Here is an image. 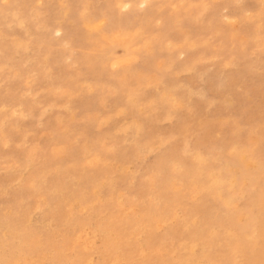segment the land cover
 Returning a JSON list of instances; mask_svg holds the SVG:
<instances>
[{
    "label": "rangeland",
    "instance_id": "obj_1",
    "mask_svg": "<svg viewBox=\"0 0 264 264\" xmlns=\"http://www.w3.org/2000/svg\"><path fill=\"white\" fill-rule=\"evenodd\" d=\"M151 2L0 0V264L264 261V0ZM194 231L231 243L200 257Z\"/></svg>",
    "mask_w": 264,
    "mask_h": 264
},
{
    "label": "bare ground",
    "instance_id": "obj_2",
    "mask_svg": "<svg viewBox=\"0 0 264 264\" xmlns=\"http://www.w3.org/2000/svg\"><path fill=\"white\" fill-rule=\"evenodd\" d=\"M95 1H96V0H95ZM149 1H150V0H149ZM153 1H154V0H152L151 4L153 3ZM194 1H195V0H194ZM201 1H202V0H201ZM236 1H237V0H236ZM80 2H81V1H80ZM83 2H84V0H83ZM251 2H252V1H251ZM251 2H249V3H251ZM129 3H130V2H129ZM191 3H192V2H191ZM197 3H198V2H197ZM199 3H200V2H199ZM201 3H202V2H201ZM201 3H200V4H201ZM245 3H246V2H245ZM81 4H82V3H81ZM101 4H102V3H101ZM160 4H161V3H160ZM189 4H190V3H189ZM226 4H227V3H226ZM247 4H248V3H247ZM113 5H114V4H113ZM157 5H158V4H157ZM193 5H194V3H193ZM195 5H197V4H195ZM198 5H199V4H198ZM198 5H197V6H198ZM239 5H240V4H239ZM239 5H238V6H239ZM249 5H251V4H249ZM146 6H147V5H146ZM238 6H237V7H238ZM244 6H245V5H244ZM116 7H117V6H116ZM178 7H179V6H178ZM194 7H195V6H194ZM204 7L206 8V6H204ZM204 7H203V8L200 7V9L203 10V9H205ZM239 7H241V6H239ZM239 7H238V8H239ZM242 7H243V6H242ZM81 8H82V7H81ZM91 8H92V7H91ZM91 8H90V9H91ZM98 8H99V10H100V7H98ZM160 8H161V7H160ZM165 8H167V6H166ZM96 9H97V8H96ZM169 9H170V8H169ZM67 10H68V9H67ZM97 10H98V9H97ZM148 10H149V8H148ZM148 10H147V11H148ZM161 10H162V9H161ZM196 10H197V12H198V11H199V8L196 9ZM76 11H77V10H76ZM137 11H138V10H137ZM166 11H167V10H166ZM166 11H163V10H162V12H166ZM81 12H82V11H81ZM199 12H200V11H199ZM199 12H198V13H199ZM52 13H53V11H52ZM122 13H123V12H122ZM150 13H151V12H150ZM82 14H83V13H82ZM91 14H92V13H91ZM99 14H100V13H99ZM157 14H158V13H157ZM199 14H200V13H199ZM199 14H195L196 16H192V15H193V14H192L191 16H192V18H193V17H198ZM80 15H81V14H80ZM80 15H79V16H80ZM93 15H94V14H93ZM107 15H108V13H107ZM112 15H113V14H112ZM171 15H172V13H171ZM184 15H185V14H184ZM197 15H198V16H197ZM91 16H92V15H91ZM131 16H132V15H131ZM155 16H156V14H155ZM200 16H201V15H200ZM89 17H90V16H89ZM81 18H82V17H81ZM173 18H174V17H173ZM46 19H47V18H46ZM86 19H87V18H86ZM109 19H110V18H109ZM111 19H112V17H111ZM145 19H146V18H145ZM158 19H159V18H158ZM158 19H156V20H158ZM160 19H161V18H160ZM171 19H172V18H171ZM181 19H182V18H181ZM193 19H194V18H193ZM47 20H48V19H47ZM72 20H73V19H72ZM81 20H82V19H81ZM142 20H143V19H142ZM163 20H164V19H163ZM188 20H189V19H188ZM30 21H31V20H30ZM107 21H108V20H107ZM114 21H115V20H114ZM118 21H119V20H118ZM160 21H161V20H160ZM160 21H159V22H160ZM189 21H190V20H189ZM162 22H163V21H162ZM180 22H181V21H180ZM84 23H85V22H84ZM105 23H106V22H105ZM111 24H112V22H111ZM139 24H140V23H139ZM214 24H215V23H214ZM81 25H82V24H81ZM130 25H131V24H130ZM91 26H92V25H91ZM161 26H162V25H161ZM216 26H217V24H216ZM117 27H118V26H117ZM135 27H136V26H135ZM81 28H82V27H81ZM122 28H124V27H122ZM133 28H134V27H133ZM42 29H43V28H42ZM154 29H155V28H154ZM214 29H215V28H214ZM129 32H130V31H129ZM85 33H86V32H85ZM87 33H88V32H87ZM116 33H117V32H116ZM132 33H133V32H132ZM148 33H149V32H148ZM111 34H112V33H111ZM126 34H128V30L126 31ZM136 34H137V32H136ZM79 35H80V34H79ZM123 35H125V33H124ZM101 36H102V35H101ZM111 36H112V35H111ZM119 37H121V36H119ZM124 37H125V36H124ZM124 37H122V38H124ZM127 37H128V36H127ZM127 37H125L124 39L127 40V45H128V47H129V44L131 45V43H133V39H132L133 37H132V38H131V37H130V38H127ZM79 38H80V37H79ZM1 39H2V38H1ZM104 39H105V38H104ZM142 39H143V38H142ZM142 39H141V40H142ZM66 40H67V39H66ZM79 40H80V39H79ZM86 40H87V39H86ZM107 40H108V39H107ZM115 40H117V39H115ZM115 40H114V41H115ZM120 40H121V39H120ZM214 40H215V39H214ZM60 41H61V40H60ZM67 41H68V40H67ZM121 41H122V40H121ZM110 42H111V41H110ZM117 42H118V41H117ZM122 42L124 43L125 41L123 40ZM141 43H142V42H141ZM61 44H62V43H61ZM82 44H83V43H82ZM87 44H88V43H87ZM136 44H137V43H136ZM16 45H17V44H16ZM60 46H61V45H60ZM124 46H125V48H126V43H124ZM131 46H132V45H131ZM135 46H136V45H135ZM187 46H188V45H187ZM18 47H19V46H17V48H18ZM42 47H43V46H42ZM99 47H100V46H99ZM242 47H243V46H242ZM17 48H16V49H17ZM232 48H234V47H232ZM92 49H93V48H92ZM263 49H264V48H263ZM17 50H18V49H17ZM20 50H21V49H20ZM75 50H76V49H75ZM21 51H23V50H21ZM33 51H34V50H33ZM86 51H87V50H86ZM201 51H202V50H201ZM201 51H200V52H201ZM198 52H199V51H198ZM22 53H23V52H22ZM196 53H197V52H196ZM201 53H202V52H201ZM218 53H219V52H218ZM30 54H31V53H30ZM33 54H34V53H33ZM46 54H47V53H46ZM48 54H49V53H48ZM79 54H80V53H79ZM88 54H89V53H88ZM88 54H87V55H88ZM100 55H101V54H100ZM193 55H195V54H193ZM204 55H205V54H204ZM206 55H207V54H206ZM59 56H60V55H59ZM216 56H217V55H216ZM238 56H239V55H238ZM15 57H16V56H15ZM44 57H45V56H44ZM46 57H47V56H46ZM236 57H237V56H236ZM30 58H31V57H30ZM41 58H42V57H41ZM74 58H75V57H74ZM77 58H78V57H77ZM17 59H18V58H17ZM237 59H238V58H237ZM240 59H241V58H240ZM5 60H6V58H5ZM148 60H149V59H148ZM52 61H53V59H52ZM78 61H79V60H78ZM78 61H77V62H78ZM211 61H212V60H211ZM5 62H6V61H5ZM46 62H47V61H46ZM82 62H83V61H82ZM201 62H202V60H201ZM207 62H208V61H207ZM56 64H57V63H56ZM84 64H85V63H84ZM84 64H83V65H84ZM214 64H215V63H214ZM190 65H191V64H190ZM222 65H223V64H222ZM52 66H53V65H52ZM201 66H202V65H201ZM206 66H207V65H206ZM123 67H124V66H123ZM97 68H98V67H97ZM203 68H204V67H203ZM205 68H207V67H205ZM254 68H255V67H254ZM254 68H253V69H254ZM52 69H53V68H52ZM53 70H54V69H53ZM123 70H124V69H123ZM201 70H202V69H201ZM101 71H102V70H101ZM94 72H95V71H94ZM97 72H98V71H97ZM102 72H103V71H102ZM104 73H105V72H104ZM172 73H174V72H172ZM212 73H213V72H212ZM233 73H234V72H233ZM206 74H207V73H206ZM210 74H211V73H210ZM245 74H247V73H245ZM95 75H96V74H95ZM102 75H103V74H102ZM169 75H170V74H169ZM208 75H209V74H208ZM165 76H166V75H165ZM204 76H205V75H204ZM209 76H210V75H209ZM103 77H104V76H103ZM247 77H248V76H247ZM249 77H250V76H249ZM254 77H255V76H254ZM49 78H50V77H49ZM240 78H241V77H240ZM95 79H96V78H95ZM59 80H60V79H59ZM98 80H99V79H98ZM179 81H180V80H179ZM199 81H200V80H199ZM170 83H171V82H170ZM226 83H227V82H226ZM182 84H183V83H182ZM189 84H190V83H189ZM250 84H252V83H250ZM246 86H247V85H246ZM263 86H264V83H263ZM232 87H233V86H232ZM250 87H251V86H250ZM230 88H231V87H230ZM245 88H246V87H245ZM220 89H221V88H220ZM234 89H235V88H234ZM239 89H240V88H239ZM213 90H214V89H213ZM216 90H218V89L216 88ZM224 90H225V89H224ZM47 91H48V90H47ZM226 91H228V90L226 89ZM230 91H231V90H230ZM149 92H150V90H149ZM218 92H220V91H218ZM221 92H222V90H221ZM223 92H224V91H223ZM240 92H241V91H239V93H240ZM182 93H183V92H182ZM189 94H190V93H189ZM215 94H216V93H215ZM220 94H221V93H220ZM178 95H179V94H178ZM218 95H219V94H218ZM236 95H237V94H236ZM238 95H239V94H238ZM222 96H223V95H222ZM239 96H240V95H239ZM65 97H66V96H65ZM183 97H184V95H183ZM183 97H182V98H183ZM190 97H191V96H190ZM211 97H212V96H211ZM184 98H185V97H184ZM189 99H190V98H189ZM196 99H197V96H196ZM201 99H202V98H201ZM204 99H205V98H204ZM214 99H215V98H214ZM221 99H222V98H221ZM224 99H225V98H224ZM198 100H199V99H198ZM195 101H196V100H195ZM235 101H236V100H235ZM196 103H197V102H196ZM193 104H194V103H193ZM206 104H207V103H206ZM210 104H212V103H210ZM200 105H201V104H200ZM200 105H199V106H200ZM194 106H195V105H194ZM208 106H209V105H208ZM221 107H222V106H221ZM208 108H209V107H208ZM226 108H227V107H226ZM228 108H229V107H228ZM187 109H188V108H187ZM202 109H203V108H202ZM200 110H201V109H200ZM208 110H209V109H208ZM217 110H218V109H217ZM202 111H203V110H202ZM219 111H221V110H219ZM228 111H229V110H228ZM176 112H177V111H176ZM207 113H208V112H207ZM216 113H217V112H216ZM220 113H221V112H220ZM221 114H222V113H221ZM186 115H187V114H186ZM225 115H226V114H225ZM238 116H239V115H238ZM235 117H236V116H235ZM227 118H228V117H227ZM233 118H234V117H233ZM252 118H253V117H252ZM225 119H226V118H225ZM253 119H254V118H253ZM261 119H262V118H261ZM196 120H197V119H196ZM227 120H228V119H227ZM250 120H252V119L250 118ZM254 120H255V119H254ZM252 121H253V120H252ZM255 121H256V120H255ZM234 122H235V121H234ZM236 122H237V121H236ZM257 122H258V121H257ZM260 122H261V121H260ZM255 123H256V122H255ZM231 124H232V123H231ZM233 128H235V127H233ZM236 128H237V127H236ZM230 129H231V128H230ZM231 130H233V129H231ZM250 130H251V129H250ZM250 130H249V131H250ZM260 131H261V130H260ZM236 132H237V131H235V133H236ZM245 132H246V131H245ZM257 132H258V131H257ZM183 133H184V132H183ZM225 133H226V132H225ZM244 134H246V136H247V133H244ZM246 136H245V137H246ZM248 136H249V135H248ZM262 136H263V134H262ZM250 137H251V136H250ZM204 138H205V137H204ZM231 139H232V138H231ZM229 140H230V139H229ZM242 140H243V139H242ZM249 140H250V139H249ZM184 141H185V140H183V142H184ZM205 141H206V140H205ZM247 141H248V140H247ZM219 142H220V140H219ZM219 142H218V143H219ZM229 142H230V141H229ZM231 142H232V141H231ZM231 142H230V143H231ZM55 143H56V142H55ZM103 143H104V142H103ZM184 143H185V142H184ZM240 143H243V142H240ZM56 144H57V143H56ZM100 144H101V143H100ZM199 144H200V142H199V143L197 142V145H199ZM244 144H246V143H244ZM244 144H242V145H244ZM62 145H63V143H62ZM82 145H83V144H82ZM182 145H183V144H182ZM228 145H229V144H228ZM240 145H241V144H240ZM240 145H239V148H238L239 151H240ZM242 145H241V147H242ZM247 145H248V144H247ZM49 146H50V145H49ZM187 146H189V145H187ZM212 146H214V144L210 146V149H211ZM58 147H59V146H58ZM250 147L252 148V145H250ZM53 148H54V147H53ZM137 148H138V147H137ZM137 148H136V149H137ZM180 148H181V147H180ZM205 148H207V147H205ZM245 148H246V146H245ZM49 149H50V148H49ZM171 149H172V148H171ZM186 149H187V148H186ZM224 149H225V148H224ZM236 149H237V148H236ZM243 149H244V148H243ZM60 150H61V149H60ZM190 150H193V149H190ZM199 150H200V148H199ZM241 150H242V149H241ZM194 151H195V150H194ZM197 152H198V151H197ZM27 153H28V152H27ZM27 153H26V154H27ZM49 153H50V152H49ZM180 153H181V152H180ZM205 153H206V152H205ZM182 154H183V152H182ZM73 155H74V154H73ZM186 155H187V154H186ZM198 155H199V153H198V154H193L192 156H194V159L199 160V156H198ZM202 155H203V154H202ZM202 155H201V156H202ZM258 155H259V154H258ZM192 156L190 155V157H192ZM204 156H205V154H204ZM242 156H243V155H242ZM260 156H261V155H260ZM126 157H127V156H126ZM182 157H183V156H182ZM186 157H187V156H186ZM186 157H185V159H186ZM202 157H203V156H202ZM210 157H211V156H210ZM210 157H209V158H210ZM256 157H257V156H256ZM263 157H264V156H263ZM212 158H213V157H212ZM191 159L193 160V158H191ZM191 159H189V160H191ZM203 159H204V157H203ZM210 159H211V158H210ZM258 159H260V158H258ZM258 159H257V160H258ZM123 160H124V159H123ZM186 160H187V159H186ZM189 160H188V161H189ZM206 160H207V159H205V161H206ZM215 160H216V159H215ZM263 160H264V159H263ZM112 161H113V160H112ZM165 161H166V160H165ZM165 161H164V162H165ZM175 161H176V160H175ZM216 161H217V160H216ZM222 161L224 162V159L221 160V162H222ZM260 161H262V160H260ZM164 162H163V163H164ZM181 162H183V161H181ZM191 162H192V161H191ZM196 162H197V161H196ZM196 162H195V163H196ZM258 162H259V161H258ZM258 162H257V163H258ZM84 163H85V162H84ZM123 163H124V162H123ZM157 163H158V162H157ZM161 163H162V162H161ZM183 163H184V162H183ZM211 163H212V162H211ZM109 164H110V163H109ZM109 164H108V165H109ZM164 164H165V163H164ZM188 164H189V163H188ZM196 164L198 165V164H200V163L198 162V163H196ZM196 164H195V165H196ZM220 164H221V163H220ZM222 164L224 165V163H222ZM228 164H229V163H228ZM232 164H233V163H232ZM259 164H260V163H259ZM262 164H263V162H262ZM262 164H261V165H262ZM104 165H105V164H104ZM166 165H168V162H167ZM171 165H172V164H171ZM183 165H184V164H183ZM197 165H196V166H197ZM230 165H231V164H230ZM230 165H229V166H230ZM233 165H234V164H233ZM169 166H170V164H169ZM172 166H173V165H172ZM213 166H215V165H213ZM75 167H76V166H75ZM78 167H79V166L77 165V168H78ZM113 167H114V166H113ZM167 167H168V166H167ZM173 167H174V166H173ZM183 167H184V166H183ZM186 167H187V166H186ZM186 167H185V169H186ZM211 167H212V166H211ZM106 168H107V167H106ZM162 168H163V166H162ZM164 168H165V167H164ZM176 168H177V167H176ZM218 168L220 169V166H219ZM238 168H239V167H238ZM107 169L109 170V168H107ZM170 169H171V168H170ZM177 169H178V168H177ZM196 169H197V167L195 168V170H196ZM219 169H217V171H219ZM221 169H222V168H221ZM44 170H45V168L43 169V171H44ZM89 170H91V169H89ZM95 170H96V169H95ZM95 170H94V171H95ZM158 170H159V169H158ZM179 170H180V169H179ZM179 170H178V171H179ZM43 171H42V172H43ZM77 171H78V170H77ZM79 171H80V170H79ZM159 171H160V170H159ZM161 171H162V170H161ZM180 171H181V170H180ZM208 171H209V170H208ZM224 171H225V170H224ZM224 171H223V172H224ZM37 172H38V171H37ZM92 172H93V170H92ZM162 172H163V171H162ZM172 172H173V169H172ZM172 172H171V173H172ZM204 172H205V171H204ZM227 172H228V169H227ZM227 172H226V173H227ZM43 173H45V172H43ZM43 173H42V174H43ZM80 173H81V172H80ZM89 173H90V172H89ZM89 173H86V174H88V175H92V173H90V174H89ZM94 173H96V171H95ZM94 173H93V174H94ZM160 173H161V172H160ZM163 173H164V172H163ZM171 173H170V174H171ZM185 173H187V171H185ZM228 173H230V172H228ZM232 173H233V172H232ZM244 173H245V172H244ZM37 174H38V173H37ZM39 174H40V173H39ZM42 174H41V175H42ZM45 174H47V172H46ZM189 174H191V176H192V172H191V173H188V175H189ZM210 174H211V173H209V175H210ZM216 174H217V173H216ZM224 174H225V172H224ZM249 174H251V172H250ZM41 175H39V176L41 177ZM88 175H87V177H90V176H88ZM106 175H107V174H106ZM160 175H162V174H160ZM172 175L174 176V173H172ZM198 175H199V174H198ZM217 175H218V174H217ZM247 175H248V174H247ZM35 176H36V175H35ZM44 176H45V175H44ZM46 176H47V175H46ZM46 176H45V177H46ZM95 176H96V175H95ZM158 176H159V175H158ZM158 176H157V178H158ZM175 176H176V175H175ZM175 176H174V178H175ZM193 176H195V175H193ZM220 176H221V175H220ZM225 176H227V175L225 174ZM228 176H229V175H228ZM230 176H231V174H230ZM33 177H34V176H33ZM40 177H39V178H40ZM45 177H44V178H45ZM81 177H82V176H81ZM81 177H80V179H81ZM87 177H84V178L82 177L83 180L85 179V183L87 182L86 180H89V181H90L89 178L86 179ZM92 177H94V176H92ZM108 177H109V176H108ZM181 177H182V179H183V176H182V175L180 176V178H181ZM214 177H215V176H213V178H214ZM234 177H236L235 174H234ZM237 177H238V176H237ZM34 178H35V177H34ZM34 178H33V179H34ZM37 178H38V177H37ZM39 178H38V179H39ZM76 178L79 179L78 177H76ZM96 178H97V177H96ZM211 178H212V177H211ZM35 179H36V178H35ZM82 179H81V181H82ZM93 179H94V178H93ZM160 179H161V178H160ZM176 179H177V178H176ZM182 179H180V180H182ZM189 179H190V178H189ZM192 179H193V178H192ZM192 179H190V180H192ZM220 179H221V178H220ZM231 179H233V178L231 177ZM66 180H67V179H66ZM69 180H70V179H69ZM99 180H100V179H99ZM183 180H185V179H183ZM199 180H201V179L199 178ZM212 180H213V179H212ZM214 180H215V179H214ZM214 180H213V181H214ZM216 180H217V179H216ZM225 180H229V178H228V179H225ZM235 180H237V179L235 178ZM64 181H65V180H64ZM64 181H63V182H64ZM78 181H80V180H78ZM91 181H92V180H91ZM91 181H90V183H91ZM218 181H219V180H218ZM222 181H223V179H221V183H222ZM229 181H231V180H229ZM248 181H249V180H248ZM248 181H247V182H248ZM63 182H62V183H63ZM66 182H68V181H66ZM82 182H83V181H82ZM93 182H94V180H93ZM184 182H185V181H184ZM184 182H183V183H184ZM219 182H220V181H219ZM231 182L233 183V180H232ZM231 182H230V184H231ZM78 183H79V182H78ZM80 183H81V182H80ZM170 183H171V181H170ZM203 183H204V181H203ZM221 183H220V184H221ZM223 183H224V182H223ZM63 184H65V183H63ZM76 184H77V183H76ZM81 184H82V183H81ZM95 184H96V183H95ZM185 184H186V182H185ZM188 184H189V183H188ZM230 184H228V185H230ZM250 184H251V183H250ZM250 184H249V185H250ZM19 185H20V184H19ZM68 185H69V184H68ZM70 185H71V184H70ZM87 185H88V182H87ZM169 185H170V184H169ZM208 185H209V184H207V186H208ZM212 185H213V184H212ZM246 185H247V184H246ZM252 185H253V183H252ZM72 186H73V185H72ZM82 186H83V185H82ZM88 186H89V185H88ZM94 186H95V185H94ZM165 186H166V184H165ZM183 186H184V185H183ZM194 186H195V185H194ZM220 186H221V185H220ZM226 186H227V185H226ZM233 186H234V184L231 186L230 189H232ZM27 187H28V186H27ZM75 187H76V186H75ZM75 187H74V189H76ZM159 187H160V186H159ZM190 187H191V186H190ZM197 187H198V186H197ZM203 187H205V186H203ZM203 187H201V188L203 189ZM227 187H228V186H227ZM250 187H251V186H250ZM252 187H253V186H252ZM254 187H255V186H254ZM28 188H29V187H28ZM185 188H186V187H185ZM213 188H214V187H213ZM221 188H222V187H221ZM233 188H234V187H233ZM80 189H81V186H80ZM83 189H84V188H83ZM103 189H104V188H103ZM195 189H196V188H195ZM206 189H207V187H206ZM225 189H226V191H227V190H230V189H227V188H225ZM234 189H235V188H234ZM237 189H240V188L237 186ZM251 189H252V188H251ZM54 190H55V189H54ZM76 190H77V189H76ZM158 190H159V189H158ZM204 190H205V189H204ZM223 190H224V189H223ZM240 190H241V189H240ZM240 190H239V191H240ZM249 190H250V189H249ZM82 191H85V190H82ZM165 191H169V190H165ZM165 191H164V192H165ZM177 191H178V190H177ZM220 191H221V190H220ZM226 191H225V192H226ZM72 192H73V190H72ZM89 192H90V191H89ZM175 192H176V191H175ZM196 192H197V191H196ZM211 192H212V191H211ZM214 192H215V189H214ZM216 192H218V193H220V194L222 193V192H219L218 189H216ZM258 192H259V191H258ZM76 193H77V192H76ZM79 193H81V191H80ZM156 193H157V192H156ZM187 193H188V192H187ZM201 193H202V192H201ZM233 193H234V192H233ZM233 193H232V196H231V193H230V192H228V193H226V194L224 193V194H225L224 196H226V197H225V202L223 201V202L225 203V205H228V202H230L231 198H233ZM235 193H236V191H235ZM235 193H234V194H235ZM237 193H239V192H237ZM237 193H236V194H237ZM243 193H244V192H243ZM19 194H20V193H19ZM24 194H25V193H24ZM161 194H162V193H161ZM163 194H164V193H163ZM170 194H171V193H170ZM173 194H174V193H173ZM179 194H180V192H179ZM209 194H211V193H209ZM222 194H223V193H222ZM236 194H235V195H236ZM82 195H83V194H82ZM94 195H96V194H94ZM165 195H168V194H165ZM175 195L179 196L178 193L175 194ZM205 195H207V194H205ZM235 195H234V196H235ZM239 195H241V194H239ZM77 196H78V195H77ZM108 196H109V195H108ZM207 196H208V195H207ZM236 196H238V195H236ZM241 196H242V195H241ZM55 197H56V196H55ZM112 197H113V196H111V198H112ZM156 197H157V196H156ZM158 197H159V196H158ZM158 197H157V198H158ZM201 197H202V195H201ZM219 197H220V195H219ZM239 197H240V196H238V198H239ZM242 197H243V196H242ZM83 198H84V197H83ZM133 198H134V197H133ZM179 198H180V197H179ZM188 198H189V197H188ZM204 198H206V197H204ZM204 198H203V199H204ZM216 198H217V197H216ZM236 198H237V197H236ZM159 199H160V198H159ZM163 199H164V198H163ZM169 199H170V197H169ZM223 199H224V198H223ZM223 199H222V200H223ZM233 199H234V198H233ZM93 200H94V199H93ZM103 200H104V199H103ZM207 200H208V199H207ZM218 200H219V199H218ZM238 200H239V199H238ZM167 201H168V199H167ZM172 201H175V200H172ZM182 201H183V200H182ZM193 201H194V200H193ZM106 202H107V201H106ZM179 202H180V201H179ZM144 203H146V201H145ZM160 203H161V202H160ZM169 203H170V202H169ZM173 203H174V202H173ZM190 203H191V201H190ZM190 203H189V206L191 205ZM202 203L205 204V201L202 202ZM210 203H211V202H210ZM210 203H209V204H210ZM220 203H221V202H220ZM232 203H233V202H232ZM232 203H231V204H232ZM254 203H255V202H254ZM153 204H154V203H153ZM156 204H157V203H156ZM177 204H178V203H176V205H177ZM184 204H188V203L185 202ZM184 204H181V205L184 206ZM198 204H199V203H198ZM200 204H201V202H200ZM207 204H208V203H207ZM207 204H205V205H207ZM209 204H208V205H209ZM211 204H212V203H211ZM233 204H234V203H233ZM36 205H37V204H36ZM95 205H96V204H95ZM179 205H180V203H179ZM217 205H218V204H217ZM165 206H166V205H165ZM196 206H197V203H196ZM200 206H201V205H200ZM231 206H233V205H231ZM17 207H18V206H17ZM24 207H25V206H24ZM92 207H93V206H92ZM104 207H105V206H104ZM109 207H111V206H109ZM113 207H114V206H113ZM151 207H152V206H151ZM179 207H181V206H179ZM184 207H185V206H184ZM184 207H183V208H184ZM193 207H194V206H193ZM201 207H203V206H201ZM212 207H213V206H212ZM228 207H229V205H228ZM248 207H249V206H248ZM148 208H149V207H148ZM168 208H169V207H168ZM168 208H167V209H168ZM170 208H171V207H170ZM186 208H187V207H186ZM206 208H208V207H206ZM259 208H260V206H259ZM259 208H258V209H259ZM261 208H262V207H261ZM20 209H21V208H20ZM68 209H69V208H68ZM68 209H67V210H68ZM97 209H98V208H97ZM197 209H198V208H197ZM200 209H201V208H200ZM216 209H217V208H216ZM233 209H234V208H233ZM36 210H37V209H36ZM38 210H39V209H38ZM99 210H100V209H99ZM184 210H185V208H184ZM205 210H206V209H205ZM231 210H232V207H231ZM259 210H260V209H259ZM110 211H112V210H110ZM162 211H164V210H162ZM185 211H187V210H185ZM207 211H208V210H207ZM209 211H210V210H209ZM211 211H212V210H211ZM225 211H228V210H224V212H225ZM261 211H262V209H261ZM263 211H264V210H263ZM86 212H87V211H86ZM90 212H91V211H90ZM96 212H97V211H96ZM188 212H189V211H188ZM191 212H192V211H190L189 213H191ZM204 212H206V211H204ZM228 212H231V211H228ZM228 212H226V213H228ZM251 212H252V211H251ZM253 212H254V211H253ZM100 213H101V212H100ZM164 213H165V212H164ZM164 213H163V214H164ZM170 213H171V212H170ZM184 213H185V212H184ZM189 213H185V214H189ZM198 213H199V212H198ZM198 213H197V214H198ZM206 213H207V212H206ZM261 213H262V212H261ZM43 214L46 215V213H43ZM103 214H104V213H103ZM152 214H153V213H152ZM194 214H195V213H194ZM204 214H205V213H204ZM209 214H210V213H209ZM252 214H253V213H252ZM255 214H256V212H255ZM263 214H264V213H263ZM45 215H44V216H45ZM109 215H110V214H109ZM156 215H157V214H156ZM206 215H207V214H206ZM221 215H222V214H221ZM250 215H251V214H250ZM256 215H257V214H256ZM17 216H18V214H17ZM116 216H117V215H116ZM132 216H133V215H132ZM160 216H162V215L160 214ZM160 216H159V217H160ZM188 216L190 217V215H188ZM225 216H226V215H225ZM225 216H224V217H225ZM35 217H36V216H35ZM45 217H47V216H45ZM52 217H53V216H52ZM65 217H66V216H65ZM101 217H102V216H101ZM118 217H119V216H118ZM118 217H117V218H118ZM148 217H150V216L148 215ZM151 217H152V216H151ZM175 217H176V216H175ZM197 217H198V216H197ZM201 217H202V215H201ZM201 217H200V219L203 218V217H202V218H201ZM212 217H214V216H212ZM16 218H17V217H16ZM19 218H20V217H19ZM25 218H26V217H25ZM53 218H54V217H53ZM91 218H92V217H91ZM117 218H116V219H117ZM187 218H188V217H187ZM220 218H222V217H220ZM250 218H251V217H250ZM44 219H45V218H44ZM55 219H56V218H55ZM96 219H97V218H96ZM116 219H115V220H116ZM134 219H135V218H134ZM151 219H152V218H151ZM171 219H172V218H171ZM195 219H196V218H195ZM205 219H206V218H205ZM213 219H214V218H213ZM239 219H240V218H239ZM251 219H252V218H251ZM16 220H17V219H16ZM16 220H15V221H16ZM29 220H30V219H29ZM90 220H91V219H90ZM115 220H114V221H115ZM121 220H122V219H121ZM4 221H5V220H4ZM17 221H19V220H17ZM17 221H16V223H17ZM35 221H36V220H35ZM99 221H100V220H99ZM117 221H118V220H117ZM117 221H115V222H117ZM145 221H146V220H145ZM169 221H170V219H169ZM174 221H175V220H174ZM199 221L202 222L201 220H199ZM214 221H216V220H214ZM217 221H218V219H217ZM224 221H226V220H224ZM253 221H254V220H253ZM54 222H55V221H54ZM60 222H61V221H60ZM60 222H59V223H60ZM71 222H72V220H71ZM110 222H112V221H110ZM118 222H119V221H118ZM121 222H123V220H122ZM172 222H173V220H172ZM180 222H181V221H180ZM182 222H183V221H182ZM190 222H191V221H190ZM204 222L206 223V221H204ZM227 222H228V221H227ZM249 222H250V221H249ZM251 222H252V221H251ZM50 223H51V220H50ZM59 223H58V224H59ZM119 223H120V222H119ZM147 223H148V222H147ZM150 223H151V222H150ZM205 223H204V226L207 227V225H205ZM218 223H220V222L218 221ZM263 223H264V222H263ZM19 224H20V223H19ZM25 224H26V223H25ZM32 224H34V223H32ZM39 224H40V223H39ZM108 224H109V223H108ZM108 224H107V225H108ZM111 224H112V223H111ZM115 224H116V223H115ZM181 224H182V223H181ZM215 224L217 225V223H214V225H215ZM220 224H222V226H223V223H220ZM1 225H2V224H1ZM23 225H24V223H23ZM23 225H21V226L23 227ZM35 225H36V224H34V226H35ZM37 225H38V224H37ZM41 225H42V224H41ZM44 225H45V224H44ZM107 225H106V227H107ZM121 225H122V224H121ZM126 225H127V224H126ZM182 225H183V224H182ZM226 225H227V224H226ZM251 225H252V224H251ZM262 225H263V224H262ZM262 225H261V226H262ZM66 226H67V225H66ZM83 226H84V225H83ZM112 226H113V225H112ZM114 226H115V225H114ZM139 226H140V225H139ZM201 226H203V225L201 224ZM211 226H212V225H211ZM217 226H219V224H218ZM220 226H221V225H220ZM222 226H221V227H222ZM1 227H3V226H1ZM41 227H42V226H41ZM41 227H39L40 230H41ZM44 227H45V226H44ZM119 227H120V226H119ZM119 227H118V228H119ZM150 227H151V226H150ZM176 227H177V226H176ZM193 227H194V226H193ZM195 227H196V225H195ZM208 227H209V226H208ZM225 227H226V226H225ZM24 228H25V227H24ZM112 228H115V227H112ZM112 228H111V229H112ZM120 228H121V227H120ZM131 228H132V227H131ZM163 228H164V227H163ZM163 228H162V229H163ZM199 228H200V227H199ZM209 228H210V227H209ZM209 228H208V229H209ZM212 228H214V227L212 226L210 229H212ZM254 228H255V227H254ZM22 229H23V228H22ZM27 229H28V228H27ZM45 229H47V228H45ZM53 229H54V228H53ZM69 229H70V228H69ZM136 229H137V228H136ZM136 229H135V230H136ZM196 229H198V226L196 227ZM200 229H201V228H200ZM208 229H205V230H208ZM219 229H220V228H219ZM242 229H243V228H242ZM257 229H258V228H257ZM28 230H29V229H28ZM201 230H202V229H201ZM225 230H226V229H225ZM232 230H233V229H232ZM234 230H235V229H234ZM252 230H253V229H252ZM0 231H1V230H0ZM29 231H30V230H29ZM78 231H79V230H78ZM78 231H77V232H78ZM119 231H121V229H120ZM132 231H133V230H132ZM174 231H175V233H173V234H176V233L179 232L177 229H176V230L174 229ZM187 231H188V230H187ZM228 231H229V230H228ZM235 231H236V230H235ZM249 231H250V230H249ZM37 232H39V231H37ZM139 232H140V231H139ZM188 232H189V231H188ZM200 232H201V231H200ZM217 232H218V230H217ZM231 232H232V231H231ZM250 232H251V231H250ZM75 233H76V232H75ZM79 233H80V232H79ZM89 233H90V232H89ZM193 233H194V235H198V237H193V236H192V238H193V245H192V249H191V250H195L196 247H201V249H199V251L201 250L200 253H199V254H200V257H201V256L203 257V255H208L207 253H209V252H211V254L220 255V254L223 253V251H225V250H224V247H225V246L223 247V245H224V244L230 245V243H231V242L229 241L230 239H229V240L226 239V240H224L223 242H221V241H219V240L214 239L212 236H204V235H206V233H205V234H201V235L198 234L197 231H194ZM193 233H191V234H193ZM212 233H213V232H212ZM224 233H226V232H224ZM224 233H223V234H224ZM248 233H249V232H247V234H248ZM33 234H34V233H33ZM65 234H66V233H65ZM207 234H208V233H207ZM214 234H215V233H213V236H214ZM255 234H256V233H255ZM178 235H180V234H178ZM181 235H182V233H181ZM209 235H210V233H209ZM226 235H227V237L229 236L228 233H227ZM234 235H235V234H234ZM256 235H257V234H256ZM26 236H27V235H26ZM28 236H29V235H28ZM28 236H27V237H28ZM34 236H36V235L34 234ZM224 236H225V235H224ZM224 236H223V238H224ZM244 236H246V235H244ZM27 237H26V238H27ZM168 237H169V236H168ZM215 237H216V236H215ZM231 237L233 238V236H231ZM231 237H230V238H231ZM234 237H235V236H234ZM47 238H48V237H47ZM70 238H71V237H70ZM92 238H93V237H92ZM128 238H129V237H128L127 235L124 236V238H123V240H124V246H125V248L127 249V251H128L129 253H132V252H133V245H131V244H125L126 242H128V241H126ZM179 238H180V237H179ZM195 238H198V239L200 240V243H197L196 240H195ZM228 238H229V237H228ZM257 238H258V237H257ZM257 238H256V236H254V235H252V234L247 235V237L244 238V242L246 243V244H244V247H245V245H247V250L254 249L255 246L258 245V242H257L258 240L256 241ZM2 239H3V238H2ZM23 239H24V238H23ZM217 239H218V238H217ZM16 240H17V239H16ZM181 240H182V239H181ZM33 241H34V240H33ZM33 241H32V242H33ZM141 241H142V240H141ZM168 241H169V240H168ZM228 241H229V242H228ZM234 241H235V240H234ZM242 241H243V240H242ZM246 241L249 243V245H248V243H247ZM177 242H179V241H177ZM198 242H199V241H198ZM9 243H10V242H9ZM27 243H28V242H27ZM33 243H34V242H33ZM157 243H158V242H157ZM241 243H242V242H241ZM179 244H180V243H179ZM232 244H233V243H232ZM16 245H17V244H16ZM22 245H23V244H22ZM57 245H59V243H58ZM164 245L166 246L167 243H166V244H163V245H161V246H164ZM239 245H240V244H239ZM39 246H40V245H39ZM66 246H67V245H66ZM72 246H73V245H72ZM157 246H158V244H157ZM231 246H232V245H231ZM236 246H237V243H236ZM5 247H6V246H5ZM115 247H116V246H115ZM135 247H136V246H135ZM238 247H239V246H238ZM240 247H241V246H240ZM36 248H37V247H36ZM117 248H118V245H117ZM158 248H159V247H158ZM158 248L156 249L157 252H158ZM181 248H182V247H181ZM183 248H184V247H183ZM230 248H231V247H230ZM230 248H229V249H230ZM245 248H246V247H245ZM39 249H40V248H39ZM113 249H114V248H113ZM134 249H135V248H134ZM187 249H188V248H187ZM196 249H197V248H196ZM237 249H239V248H237ZM5 250H6V249H5ZM117 250H118V249H117ZM121 250H122V249H121ZM135 250H136V249H135ZM140 250H141V249H140ZM165 250H166V249H165ZM184 250H185V248H184ZM235 250H236V249H235ZM241 250H242V249H241ZM56 251H57V250H56ZM112 251H113V250H112ZM118 251H119V250H118ZM125 251H126V250H125ZM127 251H126V252H127ZM138 251H139V250H138ZM172 251H173V250H172ZM189 251H190V250H189ZM208 251H209V252H208ZM239 251H240V250H239ZM6 252H7V251H6ZM53 252H54V251H53ZM123 252H124V251H123ZM135 252H137V251H135ZM135 252H134V253H135ZM149 252H150V250H149ZM163 252H164V251H162V253H163ZM187 252H188V251H187ZM190 252H191V251H190ZM234 252H235V251H234ZM4 253H5V252H4ZM11 253H12V252H11ZM109 253H110V251H109ZM141 253H142V252H141ZM144 253H145V252H144ZM146 253H147V252H146ZM146 253H145V254H146ZM150 253H151V252H150ZM159 253H160V251H159ZM162 253H161V254H162ZM235 253H236V252H235ZM235 253H233V254H235ZM244 253H246V252H244ZM249 253H250V252H249ZM139 254H140V253H139ZM196 254H197V253H196ZM241 254H242V252H241ZM247 254H248V253H247ZM61 255H62V254H61ZM107 255H109V254H107ZM110 255H111V253H110ZM124 255H125V254H124ZM127 255H128V254H127ZM129 255H131V254H129ZM135 255H136V254H135ZM135 255H134V256H135ZM157 255H158V254H157ZM169 255H171V253H169ZM256 255H257V254H256ZM262 255H263V254H262ZM39 256H40V255H39ZM131 256H132V255H131ZM138 256H139V255H138ZM147 256H148V255L146 254V257H147ZM209 256H211V255H209ZM212 256H213V255H212ZM244 256H245V255H244ZM246 256H247V255H246ZM140 257H141V256H140ZM142 257H143V255H142ZM213 257H214V256H213ZM46 258H48V257H46ZM132 258H133V256H132ZM132 258H131V260H132ZM155 258H157V257H155ZM215 258H216V257H215ZM116 259H117V258H116ZM126 259H127V258H126ZM137 259H138V258H137ZM143 259H144V258H143ZM145 259H146V258H145ZM174 259H175V258H174ZM50 260H51V259H50ZM61 260H62V259H61ZM140 260H141V258H140ZM140 260H139V263H140ZM146 260H147V259H146ZM245 260H248V258H247V259L245 258ZM96 261H97V260H96ZM129 261H130V260H129ZM135 261H136V260H135ZM148 261H153L154 264H185V263H186V262H183L182 256H180V261H179L178 263H168V261H166L165 259H160V260H159V257H158L157 259L148 260ZM212 261H213V260H212ZM233 261H234V260H233ZM132 262H133V261H132ZM144 262L146 263V261H144ZM144 262H143V264H144ZM251 262H254V260H251ZM134 263H135V262H134ZM134 263H133V264H134ZM137 263H138V261H137ZM139 263H138V264H139ZM150 263H151V262H150ZM216 263H217V264H228V263H224V261H222L221 259H218V258H216V262H215V264H216ZM233 263H234V262H233ZM248 263H249V262H248ZM258 263H260V264H264V261H261V262L256 261V262H255V264H258ZM129 264H130V262H129ZM234 264H235V263H234Z\"/></svg>",
    "mask_w": 264,
    "mask_h": 264
},
{
    "label": "snow or ice",
    "instance_id": "obj_3",
    "mask_svg": "<svg viewBox=\"0 0 264 264\" xmlns=\"http://www.w3.org/2000/svg\"><path fill=\"white\" fill-rule=\"evenodd\" d=\"M145 6H146V5H145L144 3H141V4L139 5L140 8H144ZM129 7H130L129 4H124V5H123V8H124L125 10L128 9ZM57 35H59V33H57ZM136 99H137V97H135V96H131V97L129 98L130 103L135 102ZM164 143H167V141H165Z\"/></svg>",
    "mask_w": 264,
    "mask_h": 264
}]
</instances>
